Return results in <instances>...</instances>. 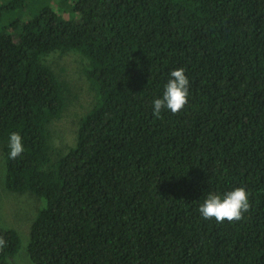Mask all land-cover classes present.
I'll return each mask as SVG.
<instances>
[{
  "label": "trees",
  "instance_id": "obj_1",
  "mask_svg": "<svg viewBox=\"0 0 264 264\" xmlns=\"http://www.w3.org/2000/svg\"><path fill=\"white\" fill-rule=\"evenodd\" d=\"M62 1L75 19L44 4L0 29L6 187L45 200L29 227L32 264H264V0ZM23 5L7 0L0 16ZM68 52L87 62L75 87L47 63ZM177 67L188 103L156 117ZM76 98L72 145L55 147L49 124ZM13 131L25 151L9 159ZM238 186L243 219L201 217L208 192ZM0 235L9 264L20 236L2 224Z\"/></svg>",
  "mask_w": 264,
  "mask_h": 264
},
{
  "label": "rangeland",
  "instance_id": "obj_2",
  "mask_svg": "<svg viewBox=\"0 0 264 264\" xmlns=\"http://www.w3.org/2000/svg\"><path fill=\"white\" fill-rule=\"evenodd\" d=\"M7 0H0V4ZM49 4L52 8L58 9L60 14L69 19H75L76 13L71 2H64L62 0H24V5L22 8L12 11L10 13L2 14L0 16V29L4 26L5 22H9L13 19L25 20L28 18V14H33L42 5ZM28 13V14H27ZM2 17V18H1ZM5 19L6 21H3ZM54 54V55H53ZM50 55L51 58L49 57ZM47 57V63L53 67L55 62L59 66L64 67V72L66 73V78L69 80L72 87L75 85H81L84 80L82 73V68L84 64L87 63L86 60L82 61L81 54L78 52H68L63 56L59 54L51 53ZM84 57V56H83ZM51 59V61H50ZM84 86L81 94L79 95V100L90 108V103L86 104L83 100L88 99V93ZM74 95V94H73ZM71 95V97H73ZM88 104V105H87ZM85 111L84 106L81 107L77 98L71 103V109L65 114L61 115L59 120H54L49 124V129L52 135L51 141L55 147L66 149L72 145L75 126L76 124L73 120ZM0 147V224L4 227L15 228L20 236V248L18 252L11 258V264H32L28 254H27V244H28V232L30 223L35 214L45 207V200L43 198L30 195L29 193H13L6 187L5 181V164L2 162L1 156L2 151ZM3 222V223H2ZM6 224V225H5ZM9 261V264H10Z\"/></svg>",
  "mask_w": 264,
  "mask_h": 264
},
{
  "label": "clouds",
  "instance_id": "obj_3",
  "mask_svg": "<svg viewBox=\"0 0 264 264\" xmlns=\"http://www.w3.org/2000/svg\"><path fill=\"white\" fill-rule=\"evenodd\" d=\"M188 96L189 78L186 76L184 68L177 67L170 71L162 96L152 101L153 115L160 117L162 110L165 109L172 114L179 113L188 103ZM7 146L9 159H16L25 151L22 137L18 131L9 133ZM249 209V193L244 187L238 186L223 194L214 191L208 192L199 205L198 212L206 220L214 218L217 223H223L243 219L244 213ZM5 246L6 240L3 235H0V251Z\"/></svg>",
  "mask_w": 264,
  "mask_h": 264
}]
</instances>
